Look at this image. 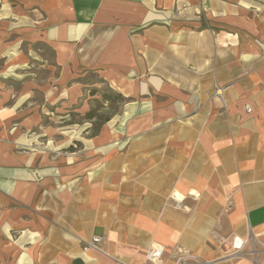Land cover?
<instances>
[{"label":"crops","instance_id":"1","mask_svg":"<svg viewBox=\"0 0 264 264\" xmlns=\"http://www.w3.org/2000/svg\"><path fill=\"white\" fill-rule=\"evenodd\" d=\"M249 237L264 264V0H0V264Z\"/></svg>","mask_w":264,"mask_h":264},{"label":"built area","instance_id":"2","mask_svg":"<svg viewBox=\"0 0 264 264\" xmlns=\"http://www.w3.org/2000/svg\"><path fill=\"white\" fill-rule=\"evenodd\" d=\"M223 93L224 89L215 86L214 93H213V99L219 101L222 104V108L225 109L224 100H223ZM176 209H179V205L175 204ZM101 241L100 238H94L92 241H90L87 246L91 248H95L97 244H99ZM217 242V241H216ZM218 245H223L222 242H217ZM232 251L225 255L226 257H247L251 256L253 264H258L256 261V247L259 245V243L253 238L249 237L246 241H242L238 238H234L232 240ZM246 245H249L251 250L249 252L244 251V247ZM162 249L158 247L157 245L152 246L146 256L147 261L153 263V264H159L160 263V257H161ZM172 259L174 264H205L204 262L200 261L199 258L188 251H185L183 249H176L172 255Z\"/></svg>","mask_w":264,"mask_h":264},{"label":"trees","instance_id":"3","mask_svg":"<svg viewBox=\"0 0 264 264\" xmlns=\"http://www.w3.org/2000/svg\"><path fill=\"white\" fill-rule=\"evenodd\" d=\"M105 97L108 99V102L123 101V98L121 96L112 94V93H109V95H105ZM100 108L101 106L97 105L96 108L92 109L90 112H88L85 115V119L92 120L95 118L100 121L99 125L107 121L109 119V115L102 116V115L97 114V110H99ZM96 132H97V129H94L93 134H95ZM68 150H72V148L70 147Z\"/></svg>","mask_w":264,"mask_h":264},{"label":"rangeland","instance_id":"4","mask_svg":"<svg viewBox=\"0 0 264 264\" xmlns=\"http://www.w3.org/2000/svg\"><path fill=\"white\" fill-rule=\"evenodd\" d=\"M85 81L87 82V83H91V84H93V83H95V82H97V79H96V77H93V76H91V75H87L86 77H85ZM73 120H75V121H81V119L80 118H74ZM44 122H45V124H46V121L44 120ZM77 148H79L77 145H75Z\"/></svg>","mask_w":264,"mask_h":264}]
</instances>
